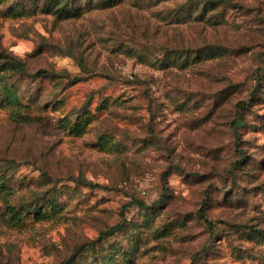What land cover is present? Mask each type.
Here are the masks:
<instances>
[{"label":"rangeland","instance_id":"1","mask_svg":"<svg viewBox=\"0 0 264 264\" xmlns=\"http://www.w3.org/2000/svg\"><path fill=\"white\" fill-rule=\"evenodd\" d=\"M52 1L0 0V264H264V0Z\"/></svg>","mask_w":264,"mask_h":264},{"label":"trees","instance_id":"2","mask_svg":"<svg viewBox=\"0 0 264 264\" xmlns=\"http://www.w3.org/2000/svg\"><path fill=\"white\" fill-rule=\"evenodd\" d=\"M62 2L64 4H62ZM62 5H63L64 9L63 10H58V12H63L64 10L67 11V10L73 8V4L69 0H53L50 9H53V8L60 9V7ZM0 63H1L0 64V75L2 77H3V73H4L3 71H8V70L10 72L14 71V72L19 73V74H26L27 73L25 64L21 60L17 59L16 57H13V56H10V55L8 56L5 53H0ZM240 106L242 108H244L243 107L244 104H241ZM237 141H239L238 137H237ZM138 205L140 207L144 208V209L147 208V206H145L144 202H139ZM120 229H121V225H117V226L111 228L110 230L106 231L102 235L100 240H103L104 236L111 235L115 231L120 230ZM62 264H65V263H62Z\"/></svg>","mask_w":264,"mask_h":264}]
</instances>
